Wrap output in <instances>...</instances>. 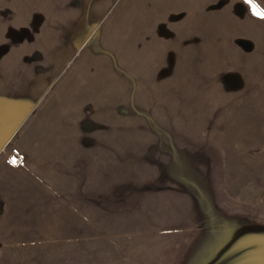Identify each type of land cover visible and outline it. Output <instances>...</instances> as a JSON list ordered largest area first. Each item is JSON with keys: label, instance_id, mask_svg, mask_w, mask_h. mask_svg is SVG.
I'll return each mask as SVG.
<instances>
[{"label": "rangeland", "instance_id": "374dc122", "mask_svg": "<svg viewBox=\"0 0 264 264\" xmlns=\"http://www.w3.org/2000/svg\"><path fill=\"white\" fill-rule=\"evenodd\" d=\"M178 2L233 35L223 72L193 79L210 100L171 117L128 100L168 83V60L148 76L143 26ZM263 83L264 0H0V264H264V118L238 116ZM67 104L72 124L51 129ZM98 142L112 164L62 165Z\"/></svg>", "mask_w": 264, "mask_h": 264}, {"label": "crops", "instance_id": "0c3cea01", "mask_svg": "<svg viewBox=\"0 0 264 264\" xmlns=\"http://www.w3.org/2000/svg\"><path fill=\"white\" fill-rule=\"evenodd\" d=\"M187 6L188 5L183 2H178L177 4L172 3L170 7L165 10L168 14L162 13L159 19L152 20L148 16L145 17V24L143 26L145 38L153 37L154 39L153 47H150L149 42L146 41L145 43L146 50L144 60L147 63L151 61L154 65L153 69L149 70L148 76L154 77L157 72L159 73L163 68H166L167 60L168 62L170 61L171 73L169 74L168 83L161 85H157V83L152 82V80H144V82L140 80L136 90L132 87L128 100L129 103L136 101L138 106L141 107L143 101L141 95L144 96L148 93L149 97L147 101L154 102L155 104L158 103L163 106H167L166 103L169 102L170 115L172 117L173 110L178 108L177 102L188 103L193 100L199 102L210 100L208 97H205L207 95L204 94L194 95L195 89L193 87L203 86V83L195 85L193 79L195 74H200L202 77L206 76L209 78L218 76L223 72L224 68H226L225 65L227 63L228 54L226 49L219 44L223 42L222 38L227 35H233V31L225 30L221 17L215 13L211 14L205 12L201 5H199L197 10L191 8L192 6L190 8ZM161 11H164V9H161ZM211 37L215 38L216 43H214V46H209L208 41ZM236 55L238 58L235 59L242 58L243 56L241 53ZM198 71H200V73ZM100 74L102 75L103 72L98 71L97 75ZM254 83L255 82L252 81L249 82L250 85ZM80 94L81 99L79 102L82 101L81 89ZM248 95L249 96H247L245 100L250 103V106H248L250 110H240L238 116L240 118H249L248 127L254 129L258 128V124H260L264 118V99L262 103L259 102V93H253V91ZM220 98H222V96L219 94L216 99L218 100ZM79 107L81 109V105ZM70 109L71 106L67 104L64 110L65 117L58 120L57 127L50 128L67 129L66 126L72 124V113ZM188 115L190 114H186L185 116L188 117ZM154 119L159 125L164 126L166 124L165 120H161V117L159 118L156 113ZM105 121L103 118L97 120L100 124ZM120 123L130 126L129 116L125 118L121 116ZM71 149H73V153H69L68 157L66 152L62 154L63 158H66L62 165H66V163L70 165L77 163V165L80 166L82 160H88L90 161L87 162L88 165L107 166L112 164L108 159L113 160L115 157L119 156L118 152L115 153L114 151L119 148L114 147L111 143L98 142L95 144V147L86 148L85 151L81 152L80 150L74 152L76 150L75 147ZM78 170L79 169H77V171ZM88 180L92 181L93 179L88 178ZM95 180H108V178L104 179V177H101ZM3 196L4 195L1 193V197ZM8 197L10 199L14 198V193H10Z\"/></svg>", "mask_w": 264, "mask_h": 264}, {"label": "snow or ice", "instance_id": "6c2138e0", "mask_svg": "<svg viewBox=\"0 0 264 264\" xmlns=\"http://www.w3.org/2000/svg\"><path fill=\"white\" fill-rule=\"evenodd\" d=\"M246 2L251 3V0H246ZM252 7H253V10H254V14L260 15V13L256 10V6L252 5Z\"/></svg>", "mask_w": 264, "mask_h": 264}]
</instances>
